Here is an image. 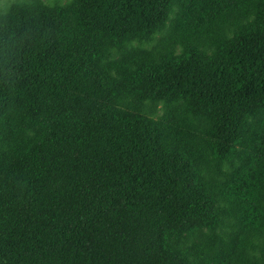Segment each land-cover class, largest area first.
Wrapping results in <instances>:
<instances>
[{
  "label": "trees",
  "instance_id": "trees-1",
  "mask_svg": "<svg viewBox=\"0 0 264 264\" xmlns=\"http://www.w3.org/2000/svg\"><path fill=\"white\" fill-rule=\"evenodd\" d=\"M0 264H264V0L0 7Z\"/></svg>",
  "mask_w": 264,
  "mask_h": 264
},
{
  "label": "rangeland",
  "instance_id": "rangeland-1",
  "mask_svg": "<svg viewBox=\"0 0 264 264\" xmlns=\"http://www.w3.org/2000/svg\"><path fill=\"white\" fill-rule=\"evenodd\" d=\"M17 0H0V7L2 8H6L9 5H11L12 3H14ZM45 3L49 4V5H54V4H66L71 0H43Z\"/></svg>",
  "mask_w": 264,
  "mask_h": 264
}]
</instances>
